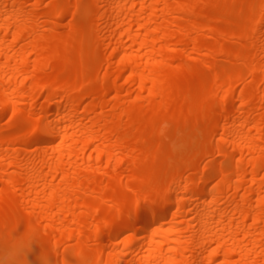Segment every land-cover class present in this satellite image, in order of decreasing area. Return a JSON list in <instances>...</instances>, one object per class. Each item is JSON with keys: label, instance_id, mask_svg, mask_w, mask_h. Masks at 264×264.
<instances>
[{"label": "bare ground", "instance_id": "bare-ground-1", "mask_svg": "<svg viewBox=\"0 0 264 264\" xmlns=\"http://www.w3.org/2000/svg\"><path fill=\"white\" fill-rule=\"evenodd\" d=\"M224 1L0 0V228L19 227L0 245L35 231L29 264H264V0ZM218 21L236 26L219 42Z\"/></svg>", "mask_w": 264, "mask_h": 264}, {"label": "rangeland", "instance_id": "rangeland-1", "mask_svg": "<svg viewBox=\"0 0 264 264\" xmlns=\"http://www.w3.org/2000/svg\"><path fill=\"white\" fill-rule=\"evenodd\" d=\"M49 1V0H48ZM252 0H242L241 2L235 4V7L237 9V11L239 13H241L242 15H246L249 11H250V8L253 7V3L251 2ZM224 3L228 4L230 3V0H225ZM223 9V4H218V5H214V6H211L208 10L212 13V14H215V15H218L220 14V12L222 11ZM208 23V20L206 18H203V19H200L199 20V24L201 26H206V24ZM64 26L61 28V31L63 32L64 34V38L65 40L67 41V43H70L71 41V36H69L67 34L68 32V20H65L64 21ZM216 24L218 26L221 27V30L218 31L219 34L216 36L215 40L217 42H219L220 40H218V37H221L222 34H225L227 36H230V35H233V33L235 32L236 30V26L235 25H231L230 27H222L223 26V23L222 22H216ZM86 37L87 38H92V34L91 32L87 33L86 34ZM69 45V44H67ZM94 44H88V47H84L82 49V53L84 54L85 56V59L89 60V61H92L93 58L95 57V50H94ZM223 48L230 52V53H234L236 51V46L234 44H231V43H226L224 42L223 43ZM52 49V48H50ZM71 52L68 51V54H70ZM188 54H191L190 53V50H188ZM206 51H201V55H200V59H208L206 57ZM30 59H34V56H30ZM221 64L222 65H228L232 71H239V76L241 79H246V76H247V71L246 69L244 68H241V66L236 62V59L233 55H230L226 61H221ZM190 65H195L196 66V69L197 71L206 78L205 80V87L208 86V81H207V78L209 77L210 75V71L202 66V65H199L196 63L195 60H190V59H186L184 60V63L182 65H180V69L181 70H184L185 67L187 66H190ZM104 71V66L103 64L101 65L100 67V72H101V75L98 79V85H97V89L99 90L100 89V82L102 80V72ZM179 80H177L178 82ZM262 87H264V82L262 84ZM172 113L171 109H167V110H164V109H161V110H151V109H148V110H144L143 111V116H146V117H149L153 120H156V121H160L164 116L165 114H170ZM259 115V112H256L255 113V117H257ZM16 125V123L14 122V120H11L10 119V115H6L3 119L0 120V131L1 130H5L7 128V130L9 132H13V127ZM95 127V126H94ZM201 132H203L201 130ZM137 134L136 133H132L131 135L127 136L126 140H125V144L126 145H130L133 141V138L136 136ZM127 155L129 157H131L133 154L130 153V152H127ZM144 159H141L140 161L143 162ZM207 163V160L204 161V164ZM125 175L128 176L129 175V169L128 168H125ZM5 216L7 217H14V218H17L19 221H22V222H26V218H27V215L24 213V212H21L19 214H15L12 210H5ZM19 227L13 222V221H8L3 227L0 228V236L3 238L9 234H13L16 232V230L18 229ZM76 243V240H72L71 242H67L65 244V246H69V245H73Z\"/></svg>", "mask_w": 264, "mask_h": 264}, {"label": "clouds", "instance_id": "clouds-1", "mask_svg": "<svg viewBox=\"0 0 264 264\" xmlns=\"http://www.w3.org/2000/svg\"><path fill=\"white\" fill-rule=\"evenodd\" d=\"M33 244H39L35 231H23L18 236L12 235L0 245V264H29L27 256L32 251ZM38 260L39 264H54L52 256L43 249L39 253Z\"/></svg>", "mask_w": 264, "mask_h": 264}]
</instances>
